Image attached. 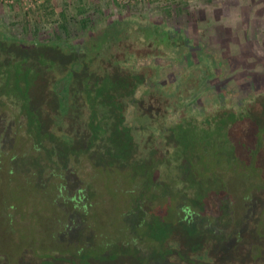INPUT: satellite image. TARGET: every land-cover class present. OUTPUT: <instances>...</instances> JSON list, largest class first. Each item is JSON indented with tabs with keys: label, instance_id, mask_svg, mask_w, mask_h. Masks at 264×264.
<instances>
[{
	"label": "rangeland",
	"instance_id": "374dc122",
	"mask_svg": "<svg viewBox=\"0 0 264 264\" xmlns=\"http://www.w3.org/2000/svg\"><path fill=\"white\" fill-rule=\"evenodd\" d=\"M0 264H264V0H0Z\"/></svg>",
	"mask_w": 264,
	"mask_h": 264
},
{
	"label": "trees",
	"instance_id": "16d2710c",
	"mask_svg": "<svg viewBox=\"0 0 264 264\" xmlns=\"http://www.w3.org/2000/svg\"><path fill=\"white\" fill-rule=\"evenodd\" d=\"M113 24H114V26L115 25H117V24H119V25H121V27L122 28H117L116 29V31H115V34L113 33V36L114 35H116V37H118V36H120L121 34H124L125 32H128V30H129V28L126 26V22H124V21H121V20H116V21H113L112 22ZM149 37H151L152 39H153V36H149ZM169 38H171V35H169ZM78 47H79V45H78ZM156 48H154L153 50H155ZM132 53H135V52H132ZM148 53V52H147ZM143 66L142 65H140L138 68H136V69H134V70H136L137 72H139V70L142 68ZM68 77V76H67ZM69 82H70V80H69V78H67L66 79V77L63 79V80H61L60 81V83H63V86L67 89V87H68V84H69ZM65 84V85H64ZM67 97H68V95H66L63 99L65 100V102H64V105L66 104V107L68 106V104H67V101H66V99H67ZM59 103H60V100H59ZM66 112V111H65ZM64 112V113H65ZM22 114V113H21ZM62 115H64L63 113H62ZM191 212V211H190Z\"/></svg>",
	"mask_w": 264,
	"mask_h": 264
}]
</instances>
